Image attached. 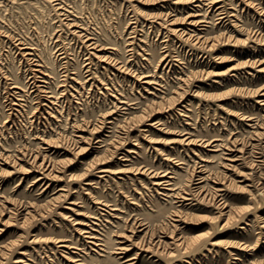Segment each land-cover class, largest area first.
<instances>
[{
    "label": "rangeland",
    "instance_id": "374dc122",
    "mask_svg": "<svg viewBox=\"0 0 264 264\" xmlns=\"http://www.w3.org/2000/svg\"><path fill=\"white\" fill-rule=\"evenodd\" d=\"M63 1L72 12L70 18L83 23L103 47L90 51L95 77L89 82L79 77L87 50L64 27L53 5L58 1L0 0L1 31L34 43L54 69L62 62L56 50L66 47L69 68L77 72L70 76L72 97L61 114L46 108L32 121L31 99L24 112H12L3 73L24 84L26 67L12 39L0 34V207L14 206L21 213L0 215V264H79L72 258L84 264H127L123 261L135 254L133 264H264V0H197L198 7L191 0ZM168 12L182 33H167L163 14ZM187 14H194L193 25L184 22ZM220 16H225L221 22ZM202 20L207 22L204 26ZM101 55L147 77L116 69L101 61ZM148 80L156 84L144 83ZM117 99L133 104L128 107ZM112 104L128 109L118 111ZM112 110L116 113L106 117ZM49 114L59 116L61 129L52 125ZM84 119L91 127L102 125L103 119L112 121L106 123L109 133H102L109 145L81 155L51 151L59 164L55 177L34 182L41 173L26 175L22 170L34 169L32 160L18 161L19 170L1 160V154L16 156L24 147L35 151L38 135L55 139L58 132L88 138L80 143L86 149L96 134L70 130L66 123L81 124ZM118 134L125 144L116 158L96 163L114 152ZM122 156L128 160L117 159ZM103 168L122 171L100 172ZM201 169L208 175L201 185L221 189L220 198L232 216L228 225H223L218 209L201 203L199 195L181 206L161 194L181 192L191 171ZM59 195L63 196L54 202ZM174 206L190 217L205 218L198 227L172 221L181 228L188 251L171 244L161 254L131 245L169 223ZM134 219L146 227L125 240L120 235L130 234L128 225ZM73 220L89 223L98 239L78 234L77 227L88 226ZM206 231V237L191 241ZM91 240L100 242L102 249ZM121 246L130 248L123 258L112 253Z\"/></svg>",
    "mask_w": 264,
    "mask_h": 264
},
{
    "label": "bare ground",
    "instance_id": "6f19581e",
    "mask_svg": "<svg viewBox=\"0 0 264 264\" xmlns=\"http://www.w3.org/2000/svg\"><path fill=\"white\" fill-rule=\"evenodd\" d=\"M52 1H58V2L54 3L53 5L55 6V10L59 11L58 15L60 16V19L62 17L63 19H61V20L65 21V23L63 22V24L65 25L64 27H66L68 33L70 35L77 37L81 41L83 47H85V49L87 50L85 53V55H86L85 60H84L85 64H84V66H82L83 68H81V73H79V77L81 79H85V82H89L90 80H92L95 77V71H93V69H92L93 62L91 60V56L93 55V52H90V51L91 50L101 51V50H103V47H101V44L98 43L97 38L95 36H93V33H91L83 23L78 22V21L70 18L72 16V12L69 11V9H67V5L65 4V2L63 0H52ZM130 1H132V0H130ZM147 1H154V0H139V2H143V3L147 2ZM161 1H164V0H161ZM177 2H178V0H176L174 3H177ZM191 3H193L194 4L193 6H195V7H198V5H199L197 0H191ZM193 15L194 14H187V16H186L187 19L184 22H186L188 25H193L194 21L192 19H190L191 17H194ZM171 16H173L172 12H170V13L168 12V13L163 14V17H165L163 23L166 25L165 28H166L167 33L171 34V35L174 33H182L183 30H181L178 27H174L179 22L177 21L176 18H170ZM224 19H225V16H220L217 18V21L220 20L219 22H221ZM200 23H201L200 24L201 26H204L205 23H207V22L202 20ZM63 32L64 31H62V33ZM0 34L6 35L7 37H10L12 39V43L15 45V47L18 50H20V52L18 51L19 55L21 56L22 61H23V63H25V67H26L25 68L26 80H25L24 84L14 81V79L12 77H10L9 75H6V73H3V79H5L7 84H9V87L7 88L8 91H6V92H7V100H9V105L11 108L10 109L8 108V109L11 110L12 112H16L17 114H21V111L24 112V107L26 105L25 103L31 99L33 101L32 104L34 105V109L32 112L33 114L29 118H31L32 121H35L36 119H38L39 117H37L36 115L37 114L42 115L45 112L46 108L51 109L53 111L56 110L55 111L56 114L57 113L61 114L62 109L64 107L63 104L65 105L66 101L69 100V97H72V93H71L72 86L70 84H71L73 78L70 76L72 74L77 75V72L74 73L69 68L68 57L70 55L67 54L68 52L65 49L66 47L64 48V47L60 46L61 48L56 50V54H57L56 58L59 59V62L60 61H62V62L61 63L58 62L59 68L55 66L56 68L54 69V67L49 66L50 62H48L49 60L46 59L44 54L42 56L41 55L42 53L40 54L37 52L38 49L34 43L29 42L20 36H11L10 33L4 32L3 30L2 31L0 30ZM58 40H56V41H58ZM59 44L61 45V43H59ZM56 48H57V46H56ZM70 49H68V50H70ZM52 55H53V53H52ZM100 58H101V61H104L107 64L109 63V65L114 66L116 69L126 70V72L129 73L130 75H132L133 77L137 76L139 79L147 77L144 74H138L137 72H135V70L128 69L124 64H121L119 61L115 60V58H112L109 56H103V55H101ZM20 77H22V76H20ZM144 83L156 84V82L150 81V80L144 81ZM117 101H118L117 103H122V105H125L128 107L131 104H133V103H128L126 101H120L119 99H117ZM69 102H70V100H69ZM113 108L118 110V111H121V109H128L127 107H121V106L117 107L116 104L113 105ZM41 110L43 111V113ZM64 110H65V108H64ZM67 110H69V109H67ZM49 113H52V112H49ZM112 113H116V111L112 110L110 112V114H106V117H111ZM49 117H51L54 121V124H52V125H55V126L58 125V128H60L59 122L61 120L58 118L59 116L58 115L54 116L53 114L52 115L49 114ZM33 118H35V119L33 120ZM105 120L106 119H103V121L101 122L102 125L100 124V126H99V124L98 125L94 124L92 127H91V124L88 125V120H85V119H84V121L82 120L83 122L81 124H75V122L72 124V120L66 122L68 125V128L70 130H72V127H74V128H76V130H85L86 129L90 133L93 132L96 134V137H98V138H96L95 142H93L92 140L90 142H88L89 147L86 149L80 147V143L87 142L86 140L88 138L84 137L83 135H77L76 137L64 136V135H62V133L58 132L57 133L58 137L55 139H47L45 135H38L36 137V139H39V143H37V145H39V146L36 147L35 151H33L31 149H26L23 146L24 148L21 147L22 149H19V153L16 156H15V154L14 155L13 154H11V155L5 154V153L1 154V158H2L1 160H3V162H5L4 165L8 162L13 163L11 166H13L14 168H17V170L22 169V167H21V165H19L18 161L24 162L25 159L26 160H32V162L35 163V164H33V166L35 165L34 169H22V170H24V174H26V175H29V174L35 173V172L41 173V176L38 177L34 182L43 180L45 178L48 179L49 177H55V174H53V171H55L58 168L59 164H57L56 161L53 160L52 157H50L51 156L50 152L53 151L52 153H54V152H57L59 150H62L63 152L72 153V151H74L75 154L81 155V154L85 153L86 151H89V153H91V152L97 150L96 148H99V147H102L105 145H109V143H106L105 138H103L102 133L103 132L109 133V131L107 129L111 128V126H106V123L112 124V121H105ZM5 122H7V121H5ZM32 123H34V122H32ZM48 123H49V121H48ZM46 127H48V126L46 125ZM117 131H119V130H117ZM119 133H120V131H119ZM121 133H122V131H121ZM186 133H184V134H186ZM117 138H118V140L115 141L116 143H113V144H115L113 146L114 152L110 151L109 157L106 156L104 158L98 159L96 161V163L99 162V164H105V163L109 162L110 159L116 158L118 150L121 149L122 143H123V145L125 144V137L123 138V137L119 136V134H118ZM188 138H189V136L185 138V140H187L186 143H190V141H191ZM121 140H123V141H121ZM92 142L95 143V145H92ZM209 145L212 146V144H209ZM110 146L112 147V145H110ZM215 146H217V145L215 144L212 147H215ZM117 159H120L121 161L128 160V158H126V157L117 158ZM16 162H18V163H16ZM70 163H72V162H70ZM67 165H69V164H67ZM99 171L100 172H102V171L108 172L109 171L112 173H119L122 170L113 171V170H109L108 168H103V169H99ZM142 171H144V169H142ZM201 171H203V169L191 171V173L188 175V179L186 180V182H188L186 184V186H188V187L186 188V186H185V188L181 192L161 193V194L164 196H167V197L170 196L171 199H174L175 203H178L181 206L186 201L192 200L193 199L192 197L194 195H199L201 203H208L209 205H212L215 209H218L219 215L220 216L223 215L225 218L223 225L224 226L228 225L232 219V216H231V212L227 209L228 204L226 203V201H224L223 199L220 198V193H218V191L221 189H217V188H213V187H210L209 189L204 188L201 184L205 180L208 179V175H202ZM161 175H164V174H161ZM56 179L57 178H55L54 180H56ZM58 179L60 180V178H58ZM168 183L169 182L166 180V181H164L163 184L167 186V185H169ZM154 184L155 185H161L162 183L154 181ZM48 186L49 185H46L44 187V190ZM167 188L168 187H164V189H167ZM62 196L63 195H59V196L55 197L53 199L54 202H57L58 200H60ZM5 201H8V200H5ZM186 203L190 204L188 202H186ZM20 208L24 209L25 206L21 205ZM19 210L20 209L17 210L16 208H14V206L13 207L2 206V207H0V215L5 212L9 215V218H10L11 215L18 214ZM19 215H21V213H19ZM91 218L97 219V217H94V216H91ZM169 218L171 219V221L169 220V223L162 224L158 228V230L155 229L156 231L152 230V229L149 230L148 233H144L145 235L140 240L132 242L131 245L136 246V247H138L144 251H158L159 250V252L161 254L167 253L166 252L167 248L170 247L171 244H177L179 246H183L184 251H188V249L190 247H189L188 242L185 240V237L182 234L181 228L179 227L178 223H173L172 221H177V222L183 221V222H187V223H190L191 225L198 227V226H202V224L205 221V218L204 217H196V216L190 217L183 210H181L175 206H174V209L171 211ZM216 220H217V217H215L212 220V222L216 221ZM76 221L77 220H73V224L85 225V226H88V224H89V223L76 222ZM3 223L8 224L9 222L7 220H4ZM145 225H146V223L143 222L142 220L134 219V221L128 225V228H129L128 230H129L130 234L120 235V236L123 237L125 240H131L133 238V236H135L138 231H140V230H142V228L146 227ZM87 229H89V230H87ZM87 229L77 227L75 230L78 234H84L85 237L88 239H98L96 236H94L92 234V232H91L93 230L92 228H89V226H88ZM207 233H208V231L200 232V233L194 235L195 238L191 239V241H194V240L198 241L200 238L206 237ZM153 237H156L158 239L154 240ZM162 237L168 238L170 240V242H166L163 239H160ZM65 241H67V240H64V239H58L57 240V242H65ZM90 243L95 245L97 247V249H102V248L98 247V246H102V244L100 242L97 243V242H93L91 240ZM212 243L217 244L218 242L214 241ZM59 246L78 250L77 247H75V246H69L68 247V245L64 244V243L59 244ZM129 249L130 248L122 247V246L121 247H115L114 250H112V253L120 255V257L123 258ZM168 255H170V254H168ZM136 258H137V254H135L134 256H132L130 258L125 259L123 262L124 263L128 262L127 264H133L134 263L133 261ZM72 261L75 263L78 262L79 264H84V262H82V259H79V258L78 259L72 258Z\"/></svg>",
    "mask_w": 264,
    "mask_h": 264
}]
</instances>
